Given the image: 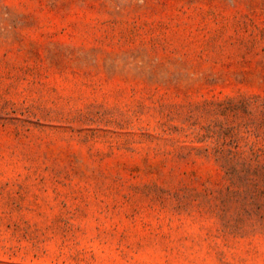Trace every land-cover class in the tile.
<instances>
[{
  "label": "rangeland",
  "instance_id": "374dc122",
  "mask_svg": "<svg viewBox=\"0 0 264 264\" xmlns=\"http://www.w3.org/2000/svg\"><path fill=\"white\" fill-rule=\"evenodd\" d=\"M0 264H264V0H0Z\"/></svg>",
  "mask_w": 264,
  "mask_h": 264
}]
</instances>
